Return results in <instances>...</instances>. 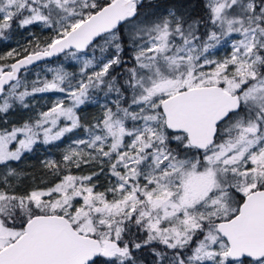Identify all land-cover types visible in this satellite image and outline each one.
Returning a JSON list of instances; mask_svg holds the SVG:
<instances>
[{"label":"snow or ice","instance_id":"obj_1","mask_svg":"<svg viewBox=\"0 0 264 264\" xmlns=\"http://www.w3.org/2000/svg\"><path fill=\"white\" fill-rule=\"evenodd\" d=\"M200 7L0 0V264H264V0Z\"/></svg>","mask_w":264,"mask_h":264},{"label":"rangeland","instance_id":"obj_2","mask_svg":"<svg viewBox=\"0 0 264 264\" xmlns=\"http://www.w3.org/2000/svg\"><path fill=\"white\" fill-rule=\"evenodd\" d=\"M165 2H166V0H165ZM182 2H186L188 7L194 13H199L201 10V7H200L201 0H182ZM193 5H196V7L193 8L192 7ZM29 32H35L36 36L40 38L41 34H39V33L41 31L38 28L29 29L28 31L16 30L15 34L10 38V40L0 41V55H4L11 48L16 47L17 42H19V44L21 46H25L28 43V41L30 39H32V37L29 35ZM42 38H44V35L42 36ZM223 54H224V49H221V51L219 53H217V55H223ZM60 62H64L66 66L69 63L67 61H63L62 56L59 59L54 57V58L50 59L48 66L54 67L57 63H60ZM43 66L44 65L42 64L41 67H43ZM69 70H75V69L69 68ZM32 78L33 77H31V76L29 77V79H32ZM50 99H52L51 95L37 97V101L41 104H43L45 100H50ZM98 112H99V109L97 107L92 106V107H86L84 109L83 114L88 119H91ZM27 115H28V113H17V114L12 116V119L14 121H17V120H20L21 118H26ZM72 138L74 139L75 137H72ZM68 143H69V139L66 138L63 143L59 144L58 147L51 148L50 151L47 149V146H41L36 151H34L32 153L25 154L24 157L19 162H11V167L16 168L18 171L25 174L26 178L23 180V184L25 186H29L31 184L32 177H36L37 180H39L41 177H43L44 179H49V177L46 175V173L42 167L41 161H43L47 157H51V158H55V159L59 160L61 157L62 151L64 150V148L66 147V145ZM29 154H35V157L37 159V161H35V163H34L36 165L33 168L34 170L31 169L34 164L31 160H29V158L32 156L31 155L28 158Z\"/></svg>","mask_w":264,"mask_h":264},{"label":"trees","instance_id":"obj_3","mask_svg":"<svg viewBox=\"0 0 264 264\" xmlns=\"http://www.w3.org/2000/svg\"><path fill=\"white\" fill-rule=\"evenodd\" d=\"M157 2L158 3H164L165 2V0H157ZM39 34H41L40 35V39L42 38V36L44 35V38L46 37V36H48L49 35V33H47V32H40ZM44 38H42L41 40H43ZM32 155V156H31ZM31 156V157H30ZM30 157V158H29ZM28 158H29V160H31L32 162H33V164L35 163V161H37V159H36V157H35V154H29L28 155ZM36 165L34 164L33 166H32V168L31 169H33L34 167H35ZM28 170V169H27ZM34 170V169H33ZM149 259H151L150 257H149Z\"/></svg>","mask_w":264,"mask_h":264}]
</instances>
